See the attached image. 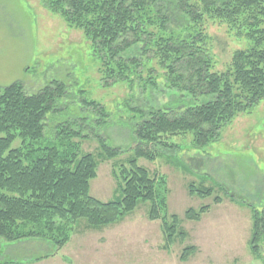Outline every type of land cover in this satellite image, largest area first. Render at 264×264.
<instances>
[{
    "label": "trees",
    "instance_id": "16d2710c",
    "mask_svg": "<svg viewBox=\"0 0 264 264\" xmlns=\"http://www.w3.org/2000/svg\"><path fill=\"white\" fill-rule=\"evenodd\" d=\"M48 5L82 32L99 60L104 84L140 78L143 57L152 53L147 61L152 58L162 70L169 101L139 112L131 134L134 158L112 170L121 198L100 202L89 195V182L99 162L112 160L118 151L90 131L85 118L61 117L69 105L63 100L73 98L65 85L53 81L31 95L18 82L0 88V240H36L60 249L79 219L87 229H101L121 223L142 203L148 205L147 219L160 222L163 250L168 251L177 237L183 242L187 235L178 218L167 213L165 177L150 174L137 160L154 161L160 150H180L169 141L186 134L192 135L193 148H203L218 140L222 127L264 100V0H50ZM207 20L225 25L249 43L232 54L223 72L213 70L204 31ZM146 86L156 88L153 77ZM79 102L99 117L92 124L104 122L98 104ZM48 122L53 124L49 143L33 149L46 139ZM89 137L98 142L95 155L81 153L79 140ZM16 140L21 149L12 148ZM188 191L199 197L213 194L211 188L197 190L193 185ZM208 208L188 209L184 219L199 221ZM249 209V250L264 264V203L259 210ZM196 251L185 246L179 260L188 261Z\"/></svg>",
    "mask_w": 264,
    "mask_h": 264
},
{
    "label": "rangeland",
    "instance_id": "374dc122",
    "mask_svg": "<svg viewBox=\"0 0 264 264\" xmlns=\"http://www.w3.org/2000/svg\"><path fill=\"white\" fill-rule=\"evenodd\" d=\"M49 2L0 0V88L18 82L31 95L53 81L65 85L73 98L63 100L69 105L61 117L85 118L90 131L98 133L109 148L118 151L112 160L99 162L96 177L89 182V195L100 202L118 201L122 194L112 176L113 166H126L134 158L131 134L133 123L139 121V112L156 109L169 101L163 72L155 60L147 61L152 57L150 53L143 57L138 70L140 78L133 75L131 82L104 84L99 60L89 42L81 31L53 12ZM204 31L216 72L225 71L232 54L249 46L245 38L236 37L218 22L207 20ZM134 52L128 53V57ZM148 77L154 78L156 88L146 86ZM82 100L98 104L106 115L102 116L105 123L92 124L99 117L91 108L81 106ZM48 124L46 139L35 143L33 149L47 146V139L53 135V124ZM192 141L191 134L171 138L169 143L180 150H160L154 161L137 160V165L150 174L165 177L167 213L178 218L186 238L180 242L177 237L169 251L163 250L161 224L147 219L148 205L141 203L118 226L103 230L104 236L112 239L105 247L114 248L119 264H261L250 253L248 241L249 206L259 210L264 203V100L222 127L217 141L203 148H193ZM79 144L81 153L98 152L95 138L79 140ZM21 147L20 140L12 144V148ZM189 185L197 190L211 188L213 194L210 197L190 194ZM216 197L220 199L218 204L213 202ZM203 206L209 208L199 221L184 219L186 210ZM84 225V219H79L74 233ZM1 241L2 262L23 264L49 254L36 247L39 245L36 240ZM185 246L197 251L188 261L181 262L179 256ZM108 251L105 250V258Z\"/></svg>",
    "mask_w": 264,
    "mask_h": 264
},
{
    "label": "crops",
    "instance_id": "0c3cea01",
    "mask_svg": "<svg viewBox=\"0 0 264 264\" xmlns=\"http://www.w3.org/2000/svg\"><path fill=\"white\" fill-rule=\"evenodd\" d=\"M109 226L112 228L118 226V224ZM109 226L92 230L87 229L84 225V227H81V230L76 234L74 233L73 228L68 242L60 249H56L53 245L46 242H39V245L35 244L36 247L40 250H47L49 254L41 258H35L23 264H119L120 259L115 255L114 248L105 247L112 240L104 236L106 231L104 232L103 230ZM99 233H101V235ZM113 244H116V242ZM48 248L51 250L49 251ZM106 249L109 250L107 258L104 257ZM169 250L170 249H168V251ZM67 253L68 256H66ZM6 264L14 263L7 262Z\"/></svg>",
    "mask_w": 264,
    "mask_h": 264
}]
</instances>
